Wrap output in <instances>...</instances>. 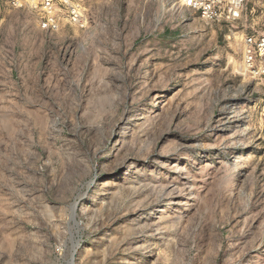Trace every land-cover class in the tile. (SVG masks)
<instances>
[{
	"label": "rangeland",
	"instance_id": "obj_1",
	"mask_svg": "<svg viewBox=\"0 0 264 264\" xmlns=\"http://www.w3.org/2000/svg\"><path fill=\"white\" fill-rule=\"evenodd\" d=\"M84 9L47 34L0 0V264H264V0Z\"/></svg>",
	"mask_w": 264,
	"mask_h": 264
},
{
	"label": "built area",
	"instance_id": "obj_2",
	"mask_svg": "<svg viewBox=\"0 0 264 264\" xmlns=\"http://www.w3.org/2000/svg\"><path fill=\"white\" fill-rule=\"evenodd\" d=\"M180 7L193 12L208 23L238 25L246 13L248 0H177ZM16 7H25L36 18L39 28L58 33L64 24L87 28L84 0H15ZM243 70L254 81H264V33L253 30L242 40Z\"/></svg>",
	"mask_w": 264,
	"mask_h": 264
},
{
	"label": "water",
	"instance_id": "obj_3",
	"mask_svg": "<svg viewBox=\"0 0 264 264\" xmlns=\"http://www.w3.org/2000/svg\"><path fill=\"white\" fill-rule=\"evenodd\" d=\"M75 211H76V208H75V210H74V215H75Z\"/></svg>",
	"mask_w": 264,
	"mask_h": 264
}]
</instances>
